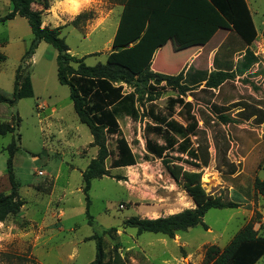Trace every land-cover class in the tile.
Listing matches in <instances>:
<instances>
[{
  "label": "rangeland",
  "instance_id": "obj_1",
  "mask_svg": "<svg viewBox=\"0 0 264 264\" xmlns=\"http://www.w3.org/2000/svg\"><path fill=\"white\" fill-rule=\"evenodd\" d=\"M41 1L32 3V8L40 12L42 25L61 27L60 36L72 55L84 56L87 65L105 62L119 0H83L75 12L68 10L70 0H48V8ZM249 5L258 32L253 44L256 54L249 52L244 62L237 60L232 77L219 87L206 89L203 82L185 94L198 124L197 135L191 139L207 143V165L175 161L188 170H201L200 182L208 194L238 206L209 208L202 218L207 228L196 225L172 238L139 233L125 222L132 216L154 218L194 206L163 160L145 148L146 138L163 142L158 134L144 129L152 124L145 115L146 106L151 103L165 113L168 97L177 94L165 87L150 102L144 96L137 119H118L136 163L109 168V175L91 179L89 222L81 171L96 156L97 147L88 143L89 128L79 122L68 87L57 80L56 49L41 41L19 73L29 75L33 96L12 106L0 103V121L15 122L19 117L12 133L0 135V192L10 191L4 147L14 139L18 148L12 158L13 173L24 201L18 214L0 222V264H87L95 256L94 233L102 236L105 260L119 255L123 264H202L210 245L224 247L246 223L264 236V197L253 188L255 177L264 178V24L260 26L264 0H249ZM9 10V0H0V16ZM31 39L24 17L0 22L1 93L12 92L16 68ZM205 57L204 52L200 67H195L197 60L186 68L188 83L208 75ZM171 63L169 72L174 74L177 62ZM176 111L173 117L183 122ZM220 114L229 119L224 122ZM114 138H107L111 155L106 166L115 151ZM116 175L122 178L117 180Z\"/></svg>",
  "mask_w": 264,
  "mask_h": 264
},
{
  "label": "trees",
  "instance_id": "obj_2",
  "mask_svg": "<svg viewBox=\"0 0 264 264\" xmlns=\"http://www.w3.org/2000/svg\"><path fill=\"white\" fill-rule=\"evenodd\" d=\"M36 0H9L11 10L0 16V22L18 15L24 17L31 29L32 39L20 58V63L14 74L13 89L10 94L0 92V103L12 106L17 100L33 96V89L28 74L20 77L27 61L32 57L39 42L44 41L56 49V76L59 83L69 89V97L73 110L79 122L85 124L92 136V145L97 147L96 156L91 158L81 172L82 192L86 201L85 214L91 222L88 211L90 181L93 178L109 175L108 169L129 166L136 163L129 142L119 129L118 119L129 117L133 120L139 116L138 103L152 101L159 90L170 87L176 90L174 97L167 99V112L162 113L151 103L145 108V115L151 119L144 129L158 134L162 143L150 138L145 139V148L152 156L161 158L174 181L182 184L183 189L191 198L194 206L181 211L154 218L132 216L126 219L129 226L137 232H152L172 238L176 232L185 231L190 227L201 225L207 228L203 216L209 208L236 207L237 202L221 201L219 197L208 194L201 185L202 171L188 170L175 162H186L194 166H205L208 162L207 143L192 141L196 136L198 124L191 114L192 101L186 100V92L193 89L184 82L183 69L176 74L153 71L151 58L161 39L150 41L148 12L131 14V0H125L116 31L112 40V50L106 55L105 62L87 65L83 57H77L69 52V47L60 36V26L42 25L40 12L32 8ZM212 12V18H199L217 28H229L237 37V44L242 49L256 37V28L245 0H203ZM40 5L48 8V0H42ZM129 45V43H131ZM225 56L226 53H223ZM216 53L213 59L215 69L204 79V88H216L222 82L232 77V52L229 57L218 64ZM2 57H0L1 60ZM200 84V83H199ZM197 84V86L199 85ZM124 85L129 90L124 89ZM179 109L176 111V106ZM215 111L220 113L217 107ZM242 108L240 111H243ZM181 117L183 122L176 120L173 114ZM238 111V112H240ZM224 122L229 118L220 114ZM19 121H0V135L12 133ZM115 136V151L111 162L106 166L105 161L111 155L107 147V138ZM196 144V145H195ZM195 145V146H194ZM18 146L11 140L4 150L7 152L6 172L10 183L8 193L0 192V222L9 216H15L24 204L18 193V183L13 173L12 158ZM185 156V157H183ZM117 180L122 177L115 176ZM254 190L264 197V178L255 177ZM95 256L87 264H123L119 255L104 259L102 236L94 233ZM264 255V236L258 235L250 223L243 225L222 248L210 245L202 264H255Z\"/></svg>",
  "mask_w": 264,
  "mask_h": 264
},
{
  "label": "crops",
  "instance_id": "obj_3",
  "mask_svg": "<svg viewBox=\"0 0 264 264\" xmlns=\"http://www.w3.org/2000/svg\"><path fill=\"white\" fill-rule=\"evenodd\" d=\"M119 1L115 22L113 24L114 29L111 36L108 38L110 45L105 48L109 49L108 53L113 48L112 40L120 20L125 0ZM245 1L255 25L257 36V26L252 15L249 0ZM130 11L134 16H136L138 12L147 11V25L149 27L148 36L150 41L158 38L161 39L160 45L157 46L153 52L150 66L151 69L157 72L172 74L169 72V69L172 67L171 62H177V65L174 66L176 69L174 74L183 69L184 82L191 87L203 83L204 80H194L188 83L186 68L188 66L190 68L193 67L197 60H199V63L196 64L195 67H200L203 60L201 56L204 52L206 53L204 65L209 68L207 73L215 69L213 59L217 52H220V54L222 52V56H216V58H218V64L220 61L228 58L232 52L231 60L233 63V69L236 67L235 62L237 60L244 62L245 56L249 54V52L256 54V51L253 48L255 39L249 45L239 49L240 44L236 46L238 39L231 29L217 28L208 22L199 20V18L213 17L212 12L209 7L205 5L203 0H131ZM262 24H264V17L260 20V26ZM131 44L132 42L129 43V45ZM185 51L190 53L186 57L182 54L185 53ZM223 53H226L227 55L225 56ZM181 57L182 59H180ZM204 78L205 77L201 79ZM91 141L92 136L88 143ZM93 157L94 156L91 158ZM134 165L135 164L114 167L113 169L118 170L120 168L132 167ZM260 261L264 264V255L261 256L255 264H258Z\"/></svg>",
  "mask_w": 264,
  "mask_h": 264
},
{
  "label": "bare ground",
  "instance_id": "obj_4",
  "mask_svg": "<svg viewBox=\"0 0 264 264\" xmlns=\"http://www.w3.org/2000/svg\"><path fill=\"white\" fill-rule=\"evenodd\" d=\"M67 4L69 12H75L83 5V0H70Z\"/></svg>",
  "mask_w": 264,
  "mask_h": 264
},
{
  "label": "built area",
  "instance_id": "obj_5",
  "mask_svg": "<svg viewBox=\"0 0 264 264\" xmlns=\"http://www.w3.org/2000/svg\"><path fill=\"white\" fill-rule=\"evenodd\" d=\"M124 89H125V85H124ZM38 173H41V172H38Z\"/></svg>",
  "mask_w": 264,
  "mask_h": 264
}]
</instances>
